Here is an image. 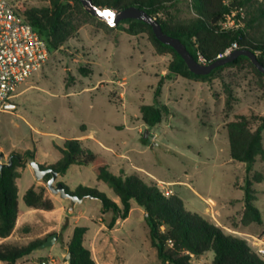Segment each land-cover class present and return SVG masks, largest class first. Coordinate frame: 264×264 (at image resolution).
<instances>
[{
    "label": "rangeland",
    "instance_id": "obj_1",
    "mask_svg": "<svg viewBox=\"0 0 264 264\" xmlns=\"http://www.w3.org/2000/svg\"><path fill=\"white\" fill-rule=\"evenodd\" d=\"M10 1L19 12L48 4L45 0ZM189 17L187 6L180 4L162 19L172 24ZM81 18L84 23L77 32L18 88L10 101L15 108L0 111L3 161L11 151L35 149L38 164L53 165L60 158L56 147L62 140L80 139L84 148L106 161L113 175L137 174L154 182L166 196L180 197L186 211L252 247L250 236L264 235V160L258 158L250 171L232 161L226 124L240 116L251 118L254 127L262 121L264 78L248 66L225 69L207 81L174 76L169 71L172 53H160L147 32L132 35L125 24L114 27L104 20ZM154 103L169 111L149 128L140 108ZM29 162L16 182L20 213L8 243L26 245L52 234L57 239L49 248L34 250L20 264L48 259L68 264L67 245L77 226L87 227L84 245L100 264H161L150 244L145 213L134 201L128 218L109 229L111 213H101L99 200L85 198L70 214V201L49 192L46 179L36 181ZM56 182L71 191L79 185L94 189L118 203L91 166L72 165ZM248 182L262 223L243 227V188ZM30 187L42 190L54 209L27 208L23 196ZM212 258L210 252L192 257V263L211 264Z\"/></svg>",
    "mask_w": 264,
    "mask_h": 264
},
{
    "label": "trees",
    "instance_id": "obj_2",
    "mask_svg": "<svg viewBox=\"0 0 264 264\" xmlns=\"http://www.w3.org/2000/svg\"><path fill=\"white\" fill-rule=\"evenodd\" d=\"M48 4L42 7H26L19 12L21 17L47 44L49 52L59 51L77 32L83 22L81 15L94 20L80 0H45ZM100 9H109L117 14L134 6L146 11L159 24L164 33L177 38L195 61L203 60L209 64L223 58L225 52L236 44L235 51L251 52L264 67V4L257 0H89ZM185 4L190 17L169 24L162 19L171 9ZM241 9L242 18L236 14V22L241 25L232 30H220L218 23L235 10ZM125 24L127 32L135 35L147 32L153 45L160 53L170 52L173 61L169 71L174 76L188 80L207 81L216 77L225 69H244L248 66L252 73L264 78L249 57L239 55L231 62L213 69L208 75H196L189 71L183 59L171 47L159 42L148 24L138 20L119 21L114 27ZM200 63V62H199ZM86 74L84 69L80 70ZM169 108L154 103L140 108L143 123L152 128L159 124ZM228 151L230 159L246 165L251 170L257 159L264 160L262 135L264 118L253 126L251 118L240 116L226 124ZM145 142V141H144ZM60 158L53 165H40L41 169L51 168L58 175H64L72 165L91 166L98 180L103 181L112 190L118 203L108 199L103 193L94 189L77 186L71 191L62 184L65 190L77 197L99 200L102 203L101 213H111L107 227L111 229L118 220L124 221L131 211L134 201L145 213V222L149 230L151 246L161 264H193L192 257L213 253L211 264H264L245 239L227 234L223 229L184 209L183 201L177 195H164L160 188L151 181H146L137 174L115 176L109 171L105 160L83 147L80 139H64L56 147ZM11 166L0 170V239L10 237L15 231L19 216L17 179L20 170L28 161L35 160V149L11 151L8 155ZM50 175L46 176V180ZM261 182V178H257ZM243 213L241 225L261 224L262 217L255 206L254 190L251 182L243 188ZM24 205L31 210L52 211L53 203L44 197L42 190L30 187L23 196ZM87 227L77 226L73 229L67 245L70 254L68 264H97L91 251L84 245ZM49 236V235H48ZM43 240H36L26 245L0 243V262L15 264L38 249Z\"/></svg>",
    "mask_w": 264,
    "mask_h": 264
},
{
    "label": "built area",
    "instance_id": "obj_3",
    "mask_svg": "<svg viewBox=\"0 0 264 264\" xmlns=\"http://www.w3.org/2000/svg\"><path fill=\"white\" fill-rule=\"evenodd\" d=\"M236 14L243 16L241 9L231 12L218 23L219 29L238 28L241 23L236 22ZM236 47L233 44L224 55L234 52ZM49 56L46 42L24 21L18 8L10 0H0V111L16 97L18 88L42 69ZM250 238L252 247L264 259V235ZM39 264H55V261L48 259Z\"/></svg>",
    "mask_w": 264,
    "mask_h": 264
},
{
    "label": "water",
    "instance_id": "obj_4",
    "mask_svg": "<svg viewBox=\"0 0 264 264\" xmlns=\"http://www.w3.org/2000/svg\"><path fill=\"white\" fill-rule=\"evenodd\" d=\"M84 8L88 11L92 16L106 21L108 24L116 25L121 20L133 19L141 21L145 24H148L155 38L164 45H167L174 49L178 55L183 59L187 68L190 72L196 75H208L213 69L222 66L228 62H231L239 55H244L250 58L255 67L262 73H264V67L257 61L256 57L248 51H234L229 55L224 56L223 58H218L212 63L209 64H201L194 60V58L189 54L186 50V47L181 43V41L177 38L171 37L163 32L161 25L154 18H152L149 14L146 13L145 10L131 6L120 13H116L115 11L109 9H100L91 4L89 0H80ZM101 12H110L111 16L103 17L101 16ZM15 105L8 103L4 106L5 110H13ZM149 131H146L143 134V138H147ZM154 144L150 145V148H153ZM11 166V160L7 159L5 162L3 161V154L0 153V170L5 167ZM29 166L33 172V175L36 181H42L46 178L47 175H50V178L46 180V188L53 195H58L62 199L69 200L70 206L68 212L71 214L77 204H80L85 198L77 197L76 195H72L68 193L64 186L61 183H57V177L59 176L57 172H55L51 168L41 169L40 164H38L35 160L29 162ZM57 239V234L50 235L43 244L39 246L40 249L49 248L54 245ZM70 254H66V259L69 260Z\"/></svg>",
    "mask_w": 264,
    "mask_h": 264
},
{
    "label": "crops",
    "instance_id": "obj_5",
    "mask_svg": "<svg viewBox=\"0 0 264 264\" xmlns=\"http://www.w3.org/2000/svg\"><path fill=\"white\" fill-rule=\"evenodd\" d=\"M83 137H84V136H81V137H79V138H83ZM9 153H10V152H9ZM8 155H9V154H8ZM167 184H169V183H167ZM19 213H20V210H19ZM17 227H18V221H17V224H16L15 231H16ZM15 231L13 232V234H12L10 237L5 238V239H0V243H8V242L12 239V237H13ZM8 244H9V243H8ZM23 259H24V258H23ZM21 260H22V259H21ZM94 260L96 261L97 264H100V263L98 262V259H95V258H94ZM6 264H7V263H6ZM15 264H20V260L17 261Z\"/></svg>",
    "mask_w": 264,
    "mask_h": 264
},
{
    "label": "snow or ice",
    "instance_id": "obj_6",
    "mask_svg": "<svg viewBox=\"0 0 264 264\" xmlns=\"http://www.w3.org/2000/svg\"><path fill=\"white\" fill-rule=\"evenodd\" d=\"M101 15L102 16H111L112 13H110V12H101Z\"/></svg>",
    "mask_w": 264,
    "mask_h": 264
},
{
    "label": "bare ground",
    "instance_id": "obj_7",
    "mask_svg": "<svg viewBox=\"0 0 264 264\" xmlns=\"http://www.w3.org/2000/svg\"><path fill=\"white\" fill-rule=\"evenodd\" d=\"M101 15V14H100ZM102 16V15H101ZM103 17H106V16H103Z\"/></svg>",
    "mask_w": 264,
    "mask_h": 264
}]
</instances>
